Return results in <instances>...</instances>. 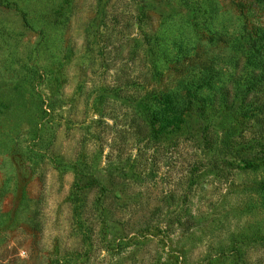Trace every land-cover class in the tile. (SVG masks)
<instances>
[{"label":"rangeland","instance_id":"1","mask_svg":"<svg viewBox=\"0 0 264 264\" xmlns=\"http://www.w3.org/2000/svg\"><path fill=\"white\" fill-rule=\"evenodd\" d=\"M233 1L0 0V264H264V111L222 112ZM202 66L216 105L154 125Z\"/></svg>","mask_w":264,"mask_h":264},{"label":"trees","instance_id":"2","mask_svg":"<svg viewBox=\"0 0 264 264\" xmlns=\"http://www.w3.org/2000/svg\"><path fill=\"white\" fill-rule=\"evenodd\" d=\"M251 1V7H248L247 3L243 1H233L234 8L239 13L240 18L245 21V24L242 31L232 36L229 44L244 59L246 76L241 83H238V90H236L233 99L234 108L222 110V112L227 113L226 119L230 120L244 119L264 111V25L251 26L253 17H250L255 12V5L260 4L262 0ZM208 68V66L200 67L198 75L209 71ZM210 74L211 77L194 75L192 79L187 80L179 88H164L160 91L157 100L158 103L163 102L162 114L157 113L153 116V124L158 122L162 125L170 116L184 119L188 113L190 114L195 109L206 116L211 107L216 105L215 92H217V87L213 82L216 76L215 73L210 72ZM158 77L159 75L156 76V78ZM249 99L250 101H248ZM158 132L160 133V129L155 130L154 133ZM88 187L90 184H79L78 189L82 191ZM102 190L105 192L106 188L103 187Z\"/></svg>","mask_w":264,"mask_h":264}]
</instances>
